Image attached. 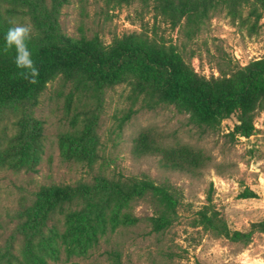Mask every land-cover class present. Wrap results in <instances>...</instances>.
Masks as SVG:
<instances>
[{
	"label": "rangeland",
	"instance_id": "1",
	"mask_svg": "<svg viewBox=\"0 0 264 264\" xmlns=\"http://www.w3.org/2000/svg\"><path fill=\"white\" fill-rule=\"evenodd\" d=\"M45 5L50 8V0ZM1 13L17 23H31L26 8L4 3ZM61 31L70 37L98 36L104 44L114 38L147 28L167 42L172 41L187 62L206 77L228 73L252 60L264 59V13L258 23L216 13L192 39L154 19L150 7L138 1L114 7L105 0H69L56 12ZM156 23L158 28L153 29ZM33 26V25H32ZM33 33V32H32ZM59 80L49 83L32 114L43 123L42 151L34 171L0 166V264H264V234L250 242L234 243L193 226L196 212L206 203L212 184V205L232 231H248L264 218V114L256 113L254 134L230 141L234 116L222 121L215 132H202L188 115L173 106L146 110L129 99L125 84L106 90L97 99L69 95ZM94 123L92 146L96 159L86 163L65 161L58 150V137L81 128L86 117ZM14 117L0 119V149L14 135ZM144 140L162 148L188 145L211 158V166L191 176L161 165L160 159L139 147ZM108 178L148 177L156 184L174 187L180 206L172 225L154 233L149 226L152 206L134 200L128 212L135 225L119 226L101 237L85 255L68 256L61 247L57 257L44 246L48 226L27 222V212L43 186L90 182L96 175ZM245 190L255 198H241ZM55 220L62 222L60 215ZM61 225V224H60Z\"/></svg>",
	"mask_w": 264,
	"mask_h": 264
},
{
	"label": "trees",
	"instance_id": "2",
	"mask_svg": "<svg viewBox=\"0 0 264 264\" xmlns=\"http://www.w3.org/2000/svg\"><path fill=\"white\" fill-rule=\"evenodd\" d=\"M69 0H0L26 8L33 25L29 48L39 69L38 83L18 76L13 60L15 51L4 53V35L11 26L9 16L0 11V119L14 117V135L0 149V166L13 170L34 171L42 151L43 123L32 110L47 85L59 80L70 89L69 95L97 99L106 90L125 84L129 99L141 108L152 110L173 106L188 115L189 122L202 132H215L222 121L235 117L230 140L254 134L256 113L264 114V59L252 60L228 73L206 77L197 73L178 47L151 30L114 38L104 44L98 36L77 38L64 34L56 12ZM138 1L150 7L170 31L178 29L189 40L195 37L216 13L233 18L246 10V19L258 23L264 13V0H105L114 7ZM158 28L156 23L153 29ZM94 123L86 117L81 128L58 137V150L65 161L91 165L96 153L92 146ZM145 154L159 157L161 165L171 170L197 176L211 166V158L188 145L162 148L140 141ZM212 184L206 203L196 212L193 226L234 243L250 242L256 233L264 234V218L251 223L248 231H232L211 201ZM241 198H255L245 190ZM134 200L152 206L149 226L152 232L168 229L180 206L177 190L168 184H156L148 177L108 178L96 175L90 182L41 187L27 212V222L34 227L48 226L45 248L55 257L61 247L68 256L85 255L100 238L119 226L138 222L128 209ZM62 222L55 220L56 215ZM61 224V225H60ZM112 264H121L115 255Z\"/></svg>",
	"mask_w": 264,
	"mask_h": 264
},
{
	"label": "clouds",
	"instance_id": "3",
	"mask_svg": "<svg viewBox=\"0 0 264 264\" xmlns=\"http://www.w3.org/2000/svg\"><path fill=\"white\" fill-rule=\"evenodd\" d=\"M10 25L3 38V51L9 53L14 50L13 62L19 70L18 76L31 84H36L38 83L39 69L29 48L33 26L30 23H17L15 21H10Z\"/></svg>",
	"mask_w": 264,
	"mask_h": 264
}]
</instances>
